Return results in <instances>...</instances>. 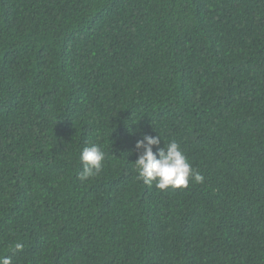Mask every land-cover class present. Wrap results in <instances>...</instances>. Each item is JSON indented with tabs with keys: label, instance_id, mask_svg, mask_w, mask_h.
Here are the masks:
<instances>
[{
	"label": "trees",
	"instance_id": "obj_1",
	"mask_svg": "<svg viewBox=\"0 0 264 264\" xmlns=\"http://www.w3.org/2000/svg\"><path fill=\"white\" fill-rule=\"evenodd\" d=\"M145 134L204 181L145 184ZM0 256L264 264V0H0Z\"/></svg>",
	"mask_w": 264,
	"mask_h": 264
},
{
	"label": "clouds",
	"instance_id": "obj_2",
	"mask_svg": "<svg viewBox=\"0 0 264 264\" xmlns=\"http://www.w3.org/2000/svg\"><path fill=\"white\" fill-rule=\"evenodd\" d=\"M160 136L145 134L143 139L137 140L135 150L139 152L136 168L139 177L145 184L151 185L156 182L158 189L164 190L169 186L174 188H187L190 180L202 183L204 177L192 167L187 156L184 154L176 141H171L165 147H158L154 152L153 146H159ZM105 152L98 145L92 144L84 147L80 154L83 170L79 173V179L85 181L98 175L103 168ZM21 243L15 244L16 250H22ZM0 264H12L10 256H0Z\"/></svg>",
	"mask_w": 264,
	"mask_h": 264
}]
</instances>
